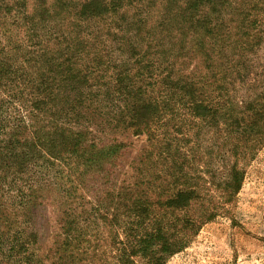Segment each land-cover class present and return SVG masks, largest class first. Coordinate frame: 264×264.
I'll use <instances>...</instances> for the list:
<instances>
[{"label": "trees", "instance_id": "obj_1", "mask_svg": "<svg viewBox=\"0 0 264 264\" xmlns=\"http://www.w3.org/2000/svg\"><path fill=\"white\" fill-rule=\"evenodd\" d=\"M226 1L0 0V264H98L79 225L92 191L108 190L94 208L127 239L115 264H165L233 200L264 147V88L248 94L231 61L245 42ZM117 132L149 140L133 185L113 182ZM44 170L67 208L48 251L34 229Z\"/></svg>", "mask_w": 264, "mask_h": 264}, {"label": "rangeland", "instance_id": "obj_2", "mask_svg": "<svg viewBox=\"0 0 264 264\" xmlns=\"http://www.w3.org/2000/svg\"><path fill=\"white\" fill-rule=\"evenodd\" d=\"M227 1L222 8V15L225 19H232L228 22L232 33L245 42V58L238 60L236 54L231 51V61H245L244 67L240 69L242 78L246 80L243 88H246L248 94L256 93L264 88V0ZM145 6L140 11L143 12ZM209 10L212 12L211 8L201 7L198 14L206 16L205 13ZM134 11L137 9L130 10V13ZM211 17L215 18V13H212ZM243 17L247 19L245 22H241ZM176 37L179 45H187L188 39ZM193 38L190 39L191 44L192 41L198 40L197 36ZM167 47L170 48V44ZM238 50L239 48H236L235 52ZM115 52L116 55L121 53L117 49ZM198 61L199 58H192L189 61L190 67ZM115 137L126 141L127 148L119 156L113 169V182L122 184L126 181L133 185L137 174L133 167L143 150L148 147L149 140L146 134L133 135L126 132H117ZM242 165L245 175L240 191L230 203L217 207L218 212L191 236L187 247L171 256L165 264H264V147ZM35 177V183L40 186L41 201L36 211L34 229L39 236L40 251H48L55 245L61 213L67 208L59 199V193L52 190L59 187L54 186L56 183L53 170H44ZM22 183L24 181L19 180L18 186H23ZM211 190L213 193L218 191L215 188ZM106 191L108 190L103 188L88 194L87 200L85 199L87 212L79 220V225L84 229L89 253L96 251L93 256L95 261L98 264H115L113 259L117 255V247L122 246L118 242L127 239L123 234H119L118 239L114 238V227L109 226V223L103 219V213L94 208L96 202L103 205ZM96 194L97 201H95ZM80 199V197L74 199L78 200L76 201L78 208L81 207ZM199 212V208L192 211L197 214ZM143 231L139 229L138 233ZM136 258L133 256L135 262L137 260L138 264H144L143 260Z\"/></svg>", "mask_w": 264, "mask_h": 264}]
</instances>
